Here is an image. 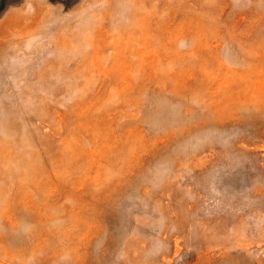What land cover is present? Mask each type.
<instances>
[{
	"label": "rangeland",
	"instance_id": "1",
	"mask_svg": "<svg viewBox=\"0 0 264 264\" xmlns=\"http://www.w3.org/2000/svg\"><path fill=\"white\" fill-rule=\"evenodd\" d=\"M0 264H264V0H0Z\"/></svg>",
	"mask_w": 264,
	"mask_h": 264
}]
</instances>
